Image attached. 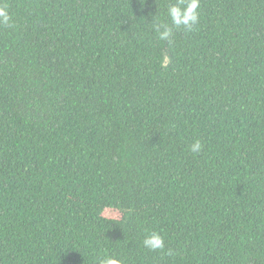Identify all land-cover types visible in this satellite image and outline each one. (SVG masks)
I'll use <instances>...</instances> for the list:
<instances>
[{"label": "trees", "instance_id": "trees-1", "mask_svg": "<svg viewBox=\"0 0 264 264\" xmlns=\"http://www.w3.org/2000/svg\"><path fill=\"white\" fill-rule=\"evenodd\" d=\"M176 3L0 0V264H264V0Z\"/></svg>", "mask_w": 264, "mask_h": 264}, {"label": "clouds", "instance_id": "clouds-1", "mask_svg": "<svg viewBox=\"0 0 264 264\" xmlns=\"http://www.w3.org/2000/svg\"><path fill=\"white\" fill-rule=\"evenodd\" d=\"M199 0H188L185 3V0H178V3L172 4L167 9V15L171 19V27L168 24L160 22L157 20L153 24V28L158 35L160 40H168L173 33V27L179 29L183 27L184 29H191L193 25L198 22L199 19ZM10 17L8 15L6 7H0V23L9 24ZM202 150L201 143L196 141L191 146V151L197 153ZM143 245L149 250L163 249L164 248V238L156 232L151 233L143 240ZM171 250L169 255H171ZM99 264H122V261L111 257L106 256L99 261Z\"/></svg>", "mask_w": 264, "mask_h": 264}]
</instances>
